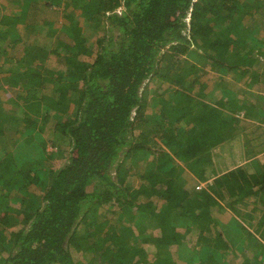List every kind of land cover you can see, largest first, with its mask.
Segmentation results:
<instances>
[{"label": "trees", "instance_id": "obj_1", "mask_svg": "<svg viewBox=\"0 0 264 264\" xmlns=\"http://www.w3.org/2000/svg\"><path fill=\"white\" fill-rule=\"evenodd\" d=\"M41 2L40 43L0 12V264H264V0Z\"/></svg>", "mask_w": 264, "mask_h": 264}, {"label": "crops", "instance_id": "obj_2", "mask_svg": "<svg viewBox=\"0 0 264 264\" xmlns=\"http://www.w3.org/2000/svg\"><path fill=\"white\" fill-rule=\"evenodd\" d=\"M15 1L17 0H0V12L2 14H7L8 16H18V15H21V7H17L16 4H15ZM31 1V2H30ZM21 3H24L25 6H26V12H25V18L23 20V27L22 28V25L21 26H18L19 29H23L22 30V33L21 35L23 36V38L26 40V39H29L30 38V35L33 36V41L34 42L35 40L37 41V35L35 33H31V32H28L27 30L29 28H36L38 25L41 24V22L43 20H50L52 21L53 19H55L58 14H54L53 13V10L52 8H50V11L47 9V8H44V5H43V2H41V0H20ZM6 5H11V7H8ZM55 7V6H54ZM32 10H35V13H31ZM42 20V21H41ZM30 29V30H31ZM26 32H28V35L26 34ZM36 35V36H35ZM245 88V87H243ZM246 90V88H245ZM219 91V90H217ZM217 99V97H215V100ZM264 105V104H262ZM256 154H257V159L262 155V154H258L257 153V146H253L252 148ZM223 159L222 160H218V165H221V167L224 165V166H229V168L232 166L231 165V161H232V158L229 156V153L227 152H224L223 154ZM253 159V158H252ZM216 163V161H214ZM237 162V160H236ZM238 163V162H237Z\"/></svg>", "mask_w": 264, "mask_h": 264}, {"label": "rangeland", "instance_id": "obj_3", "mask_svg": "<svg viewBox=\"0 0 264 264\" xmlns=\"http://www.w3.org/2000/svg\"><path fill=\"white\" fill-rule=\"evenodd\" d=\"M6 6H8V7H11V5H6ZM31 13H35V10H32L31 11ZM258 19V17L256 18V20ZM26 34L28 35V32H26ZM33 41V36L32 35H30V38L29 39H27L26 40V42L27 43H31ZM38 41V43H40V40H37ZM217 74H219V75H221V76H223L222 75V71L220 70L218 73H215V72H209L208 73V76L210 75V76H215V75H217ZM227 78H229V82H231L232 83V78L230 77V76H228ZM205 80V79H204ZM214 79L213 78H207L206 79V83H208L210 86L206 89V90H208V89H212L211 87V85H213L214 84ZM235 83V82H234ZM163 84V83H162ZM165 86H167V85H165V84H163V85H160L159 83H158V81H156V80H154V81H152L151 83H149V90L150 91H155V90H160V91H162V90H164L165 89ZM245 88H247V87H245ZM245 88H243V90L245 89ZM249 90L251 89V88H248ZM249 90H245V94L246 95H249V96H253V93H258V95L259 96H261V97H264V87L263 88H261L260 90H257L256 88H254L252 91H249ZM213 91H215V90H213ZM216 91H217V89H216ZM217 93H219V92H217ZM158 94H160V93H158ZM151 95V94H150ZM215 95V94H214ZM218 95H215V96H213V98H215V97H217ZM249 99H251V102H253V100H255V96L254 97H251V98H249ZM255 103H257V99L255 100ZM258 103H262V102H258ZM149 109H150V107H149ZM148 109V110H149ZM254 133H256V134H258V131L256 132H251V134H250V139H255V137H256V135H254ZM263 137H262V139L264 138V133H263V135H262ZM252 141V140H251ZM255 142V141H254ZM221 159H219V161H220ZM222 167H224V165L222 166ZM250 208H251V206H249V208H247V209H243V211L245 212V213H247L246 211H248V210H250ZM231 214H233L232 212H230L229 210H227L226 209V214H224V224H228L229 222H230V219H231ZM219 216V215H218ZM233 218H235V217H233ZM244 219H245V217H243ZM243 223H244V225H245V227H246V229L249 231V232H253L254 233V224L253 225H251V223L252 222H248V221H246V220H243L242 221ZM192 243H195L194 242V238H192V239H190V244H192Z\"/></svg>", "mask_w": 264, "mask_h": 264}]
</instances>
